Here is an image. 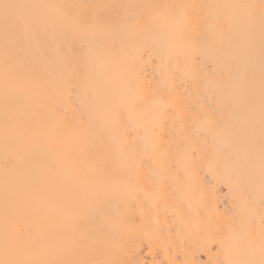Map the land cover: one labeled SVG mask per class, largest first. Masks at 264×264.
<instances>
[{
	"label": "bare ground",
	"instance_id": "1",
	"mask_svg": "<svg viewBox=\"0 0 264 264\" xmlns=\"http://www.w3.org/2000/svg\"><path fill=\"white\" fill-rule=\"evenodd\" d=\"M6 2L0 264H259L264 0Z\"/></svg>",
	"mask_w": 264,
	"mask_h": 264
},
{
	"label": "snow or ice",
	"instance_id": "2",
	"mask_svg": "<svg viewBox=\"0 0 264 264\" xmlns=\"http://www.w3.org/2000/svg\"><path fill=\"white\" fill-rule=\"evenodd\" d=\"M20 7L19 5H13V4H9L6 2H2L0 3V10L3 11V16L4 19L6 21L10 20V19H18V17H15L12 13L11 10ZM169 110H171V106H169ZM221 248H224V241H219ZM261 256L262 258L259 261V264H264V248H262L261 251ZM220 264H255L254 261H249V262H241L238 260L233 259L227 251H225V256H224V260L220 262Z\"/></svg>",
	"mask_w": 264,
	"mask_h": 264
}]
</instances>
